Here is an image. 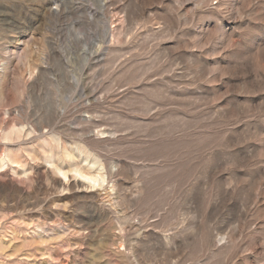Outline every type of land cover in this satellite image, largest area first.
<instances>
[{
    "label": "rangeland",
    "instance_id": "rangeland-1",
    "mask_svg": "<svg viewBox=\"0 0 264 264\" xmlns=\"http://www.w3.org/2000/svg\"><path fill=\"white\" fill-rule=\"evenodd\" d=\"M0 264H264V0H0Z\"/></svg>",
    "mask_w": 264,
    "mask_h": 264
},
{
    "label": "bare ground",
    "instance_id": "bare-ground-1",
    "mask_svg": "<svg viewBox=\"0 0 264 264\" xmlns=\"http://www.w3.org/2000/svg\"><path fill=\"white\" fill-rule=\"evenodd\" d=\"M90 172V171H89ZM78 176V175H76ZM80 179H78L79 182H83L84 184L88 185L87 188L91 190H96L98 188H101L103 184L107 181L105 176H102L100 174H81L80 173Z\"/></svg>",
    "mask_w": 264,
    "mask_h": 264
}]
</instances>
